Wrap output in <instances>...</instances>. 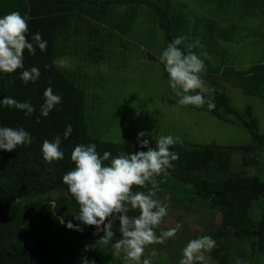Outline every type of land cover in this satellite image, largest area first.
Listing matches in <instances>:
<instances>
[{"label": "crops", "instance_id": "1", "mask_svg": "<svg viewBox=\"0 0 264 264\" xmlns=\"http://www.w3.org/2000/svg\"><path fill=\"white\" fill-rule=\"evenodd\" d=\"M168 4L172 38L186 36L188 42L199 41L202 47L194 51L207 52L205 61L212 66L203 73V80L225 94L240 119H247L244 110L248 107L264 135V100L247 94L232 75L264 64V0H168ZM12 11L28 18L72 12L71 26L55 39L53 64L84 92L90 137L108 143L140 144L138 134L143 131L146 135L140 139L149 143L169 134L193 144L237 147L250 143V134L235 116L220 110L224 118L220 120L194 106L178 104L158 60L164 35L147 6L72 9L47 0H27L2 16ZM122 106L135 109L124 121L121 113L117 115ZM166 203L168 215L157 234L177 224L182 227L175 237L145 249V256L153 249L157 252L153 264H176L190 232H202L208 222L221 225V215L215 211Z\"/></svg>", "mask_w": 264, "mask_h": 264}, {"label": "trees", "instance_id": "2", "mask_svg": "<svg viewBox=\"0 0 264 264\" xmlns=\"http://www.w3.org/2000/svg\"><path fill=\"white\" fill-rule=\"evenodd\" d=\"M26 1L0 0V17ZM47 1L72 9L145 5L156 17L163 32L164 48L173 40L168 0ZM28 22L29 42L32 35L38 32L42 40L47 41V50L41 52L37 46L35 55L25 50L23 69L13 74L0 73V101L4 97H11L18 102H30L35 108L32 115H26L21 110L0 103V126L23 128L32 136L31 145L20 146L12 152L0 150V264H101L98 257L84 245L96 238L92 235V227L74 219L79 205L62 181L63 175L74 167L70 159L71 151L75 145L81 143H94L101 155L105 151L115 156L120 152L134 154L147 149H142L140 144L102 142L88 135L84 116L85 94L53 64L55 39L71 26L72 12L28 18ZM146 56L154 60L151 56ZM205 65L206 70H212L208 62L205 61ZM31 67L39 69L40 77L35 83L25 84L20 75ZM162 70L163 76L168 79L163 65ZM233 76L240 80L247 94L264 100V64L234 72ZM48 87L61 96V103L44 117L40 114V106L44 102L43 93ZM212 98L214 109L209 110L206 104L197 110L210 113L220 120V109L225 114L237 117L251 137L252 145L245 147L246 149L264 143V135L259 133L256 120L248 107L244 110L247 119L243 120L229 106L224 93L214 89ZM68 125L72 126L73 131L65 140L63 133ZM57 135L62 138L64 159L51 164L45 163L41 145L45 139L53 140ZM149 146L154 147L155 142L149 143ZM179 148L176 144L171 149L179 157L173 162V167L157 178L158 186L162 189L158 198L165 192H171L174 199H186L180 202L183 206L199 207L194 202L202 201L206 203V208L220 213L221 225L215 232L208 234L216 241L210 257L217 259L220 264H231L230 255L219 241L226 233H231L236 240H252V244L256 246L254 249L263 252L264 216L254 221L249 212L252 203L264 196V183L256 178L241 176L224 175L219 179L211 178L207 170L213 162L221 158L220 146H197L190 152H179ZM221 170L225 173L227 169L224 167ZM133 190L145 191L138 187ZM128 214L133 216L138 215V212L130 211ZM68 222L79 225L82 231L67 228ZM118 227L119 221L116 220L113 224V231L116 233L113 242L120 237ZM102 234L104 235L103 232ZM197 237L191 236L190 232L187 240Z\"/></svg>", "mask_w": 264, "mask_h": 264}, {"label": "clouds", "instance_id": "3", "mask_svg": "<svg viewBox=\"0 0 264 264\" xmlns=\"http://www.w3.org/2000/svg\"><path fill=\"white\" fill-rule=\"evenodd\" d=\"M28 33V17L20 12L12 11L0 17V73L13 74L23 69L25 50L31 55H35L37 46L41 52L47 50V41L42 40L40 33L33 34L31 42ZM198 47H202L199 41L188 42L186 36H179L167 44L158 60L168 75L169 87L178 98L180 106L203 108L207 104L208 109L212 110L215 108L214 98L211 96L214 89L202 78L208 54L195 52L194 49ZM39 77L40 71L37 67L24 70L20 75L25 84L35 83ZM43 97L40 114L47 117L61 103V96L48 87ZM0 103L21 110L26 115L35 112L30 102H18L11 97H4ZM39 122L37 119V123ZM72 131V126L68 125L63 139L67 140ZM145 135L146 133L141 131L138 141L140 147L147 150L134 154L120 152L113 156L111 152L105 151L101 155L94 143L75 145L70 154L74 167L62 177L67 191L79 205L74 219L85 226H94L98 231H102L104 235L98 243L110 245L114 257L122 255L126 264H153L152 257H155L157 252L153 249L145 256V249L175 237L182 227L177 224L161 231L159 235L156 231L168 215V204L165 201L171 199L170 196H165L163 200L158 198L162 189L158 186L157 178L173 167V162L179 157L171 149L178 143L182 144L183 140L179 136L161 135L155 139V146L150 147L149 140L140 139ZM31 143L32 136L25 129L0 126V150L12 152ZM61 143L60 135L53 140L43 141L41 153L45 163L51 164L64 159L65 153ZM134 187L145 191H134ZM130 211L138 212V215L130 216ZM116 220L119 221L120 237L113 242L116 236L113 224ZM66 226L82 231L79 225H73L71 222ZM215 247L216 241L210 235L190 239L181 249L178 264H211L208 254Z\"/></svg>", "mask_w": 264, "mask_h": 264}, {"label": "rangeland", "instance_id": "4", "mask_svg": "<svg viewBox=\"0 0 264 264\" xmlns=\"http://www.w3.org/2000/svg\"><path fill=\"white\" fill-rule=\"evenodd\" d=\"M233 73L234 72H232V75ZM194 109L197 110L196 107H194ZM134 112L135 109H127L125 108V106H122L120 110H117V115L119 117L121 113L122 121H124V119H126L131 115V113ZM222 120H224V118H222ZM237 120L240 122L239 119ZM119 129L122 130L124 128L122 127ZM120 130L118 131V135L122 133V131ZM186 132H189V130L187 129ZM239 139L240 136L238 138L235 137L234 141H238ZM177 145L180 146V148L178 149L179 152H190L192 150H195L197 146L210 144H193L192 141L184 139L182 144L178 143ZM249 145H252L251 141L247 145L237 147L219 145L220 147H222L220 151L221 158H219L209 166L207 174L210 175L211 178L215 179L222 178L224 177V175L234 177H250L256 178L261 183H264V143L255 144L251 148L246 149L245 147H248ZM224 167H226L227 170L225 173H222L221 169ZM165 196H170L171 198L170 200L165 202H178L180 204V202L186 201L185 198L174 199L171 192H165L163 196L160 197V199L163 200ZM194 203L195 205L199 206L195 208H205L208 211H215V213H219L216 210L206 208L207 205L205 202L195 201ZM249 214L250 218L254 221H258L264 216V196L252 203ZM219 226L217 224L216 226H214L213 223L211 224L208 222L203 224L201 230H203L202 232L204 233V235H208L212 232H215V229ZM91 227L92 235H94L96 238L91 242H85L84 245L89 249L90 252L98 257V259L101 261V264H126V261L124 260L122 255L120 257H114L113 250L110 245L104 246L98 243L100 238L103 236L102 231H98L94 226ZM202 232H200L199 230L198 232L191 233V236L203 235ZM219 241L220 245L230 255L229 261L231 262V264H264V251L259 252L255 250L254 248L256 246L252 244V240H236L231 236V233H226L219 239ZM177 263L178 262H176V264ZM211 264L220 263L217 259L211 258Z\"/></svg>", "mask_w": 264, "mask_h": 264}]
</instances>
